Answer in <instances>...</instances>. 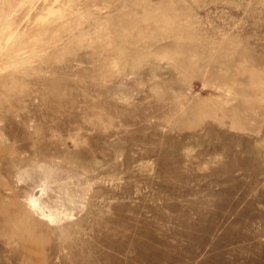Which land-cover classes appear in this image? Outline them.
I'll return each instance as SVG.
<instances>
[{"label":"rangeland","instance_id":"obj_1","mask_svg":"<svg viewBox=\"0 0 264 264\" xmlns=\"http://www.w3.org/2000/svg\"><path fill=\"white\" fill-rule=\"evenodd\" d=\"M0 264H264V0H0Z\"/></svg>","mask_w":264,"mask_h":264},{"label":"bare ground","instance_id":"obj_2","mask_svg":"<svg viewBox=\"0 0 264 264\" xmlns=\"http://www.w3.org/2000/svg\"><path fill=\"white\" fill-rule=\"evenodd\" d=\"M55 2H56V1H55ZM31 5H33V4H31ZM29 15H30V14H29ZM26 17H28V16H26ZM26 17H25V18H26ZM65 214H66V213H65Z\"/></svg>","mask_w":264,"mask_h":264}]
</instances>
